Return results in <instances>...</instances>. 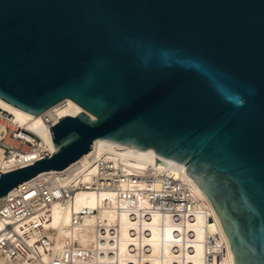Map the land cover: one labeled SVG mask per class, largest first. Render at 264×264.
Instances as JSON below:
<instances>
[{"label":"water","instance_id":"1","mask_svg":"<svg viewBox=\"0 0 264 264\" xmlns=\"http://www.w3.org/2000/svg\"><path fill=\"white\" fill-rule=\"evenodd\" d=\"M67 99L83 111L0 176V209L97 140L153 149L208 198L234 264H264V0H0V101L39 116Z\"/></svg>","mask_w":264,"mask_h":264},{"label":"built area","instance_id":"2","mask_svg":"<svg viewBox=\"0 0 264 264\" xmlns=\"http://www.w3.org/2000/svg\"><path fill=\"white\" fill-rule=\"evenodd\" d=\"M64 106L63 103L43 114L41 123L48 132L62 118L60 112ZM52 146L0 108V176L48 158L53 152ZM121 154L124 150L120 147L113 148V155L92 148L86 162L36 177L10 192L0 209V254L13 260L47 264L43 255L53 253V240L47 235L53 207L61 210L70 207L76 195L84 191L114 194L118 201L125 203L142 198L148 204L145 219L150 214H159L169 215L176 224H195L198 216L210 221L209 203L194 193L191 184L180 179L178 168L164 171L159 167L164 165H158L129 172ZM95 213L82 209L73 214L71 225L77 227ZM226 246L217 232L208 236L204 242V264H223ZM62 250L59 258L52 257L50 263L88 264L93 259L90 251L78 243H69ZM112 255V251L98 254L106 260Z\"/></svg>","mask_w":264,"mask_h":264},{"label":"bare ground","instance_id":"3","mask_svg":"<svg viewBox=\"0 0 264 264\" xmlns=\"http://www.w3.org/2000/svg\"><path fill=\"white\" fill-rule=\"evenodd\" d=\"M60 116L76 115L83 109L67 99ZM0 108L13 116L15 122L34 132L45 142L52 144V134L41 123L43 116H33L0 101ZM49 111V110H48ZM124 150L121 154L129 172L144 171L150 166L158 165L167 171L172 167L178 168L180 179L191 184L194 193L206 200L210 205V221L206 222L198 216L195 224L173 223L169 215L150 214L148 219L143 217L147 213L148 204L142 199L125 203L116 199L114 194L97 192H80L74 199V204L61 210L54 206L52 222L47 227V235L53 240L52 255H43L47 264H52L51 258H59L61 252L69 243H78L82 248L89 250L93 259L88 264H204V242L210 235L218 233L226 243V256L223 264H234L233 255L225 236L221 223L208 198L201 192L195 181L188 176L186 167L174 161L161 158L153 149L146 151L130 149L110 141L97 140L93 149L113 155V148ZM53 148V146H52ZM129 149V150H126ZM54 151V149H53ZM91 151L80 158L75 164L84 163ZM73 166V165H72ZM69 166L67 169L71 168ZM66 169V170H67ZM48 172L38 177L51 174ZM82 209L96 211L88 215L79 226L71 225L74 213ZM2 224L0 222V231ZM104 240V242H100ZM112 241V243H109ZM113 252L112 258L106 260L98 256ZM0 264H33L29 261L13 260L0 254Z\"/></svg>","mask_w":264,"mask_h":264},{"label":"rangeland","instance_id":"4","mask_svg":"<svg viewBox=\"0 0 264 264\" xmlns=\"http://www.w3.org/2000/svg\"><path fill=\"white\" fill-rule=\"evenodd\" d=\"M30 262V261H29Z\"/></svg>","mask_w":264,"mask_h":264}]
</instances>
